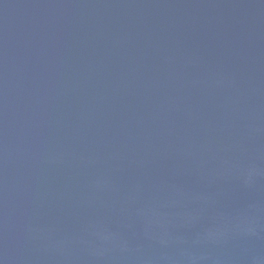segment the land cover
Instances as JSON below:
<instances>
[{
    "label": "water",
    "instance_id": "95a60500",
    "mask_svg": "<svg viewBox=\"0 0 264 264\" xmlns=\"http://www.w3.org/2000/svg\"><path fill=\"white\" fill-rule=\"evenodd\" d=\"M0 264H264V0H0Z\"/></svg>",
    "mask_w": 264,
    "mask_h": 264
}]
</instances>
